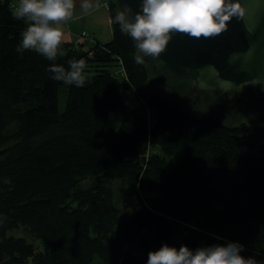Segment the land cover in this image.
<instances>
[{"label":"trees","instance_id":"16d2710c","mask_svg":"<svg viewBox=\"0 0 264 264\" xmlns=\"http://www.w3.org/2000/svg\"><path fill=\"white\" fill-rule=\"evenodd\" d=\"M13 3L0 0V264H147L165 243L229 241L264 264V125L200 118L149 91L116 0L110 42L61 44L54 61L18 51L28 23ZM72 59L85 61L82 86L48 71ZM22 227L33 241L10 234Z\"/></svg>","mask_w":264,"mask_h":264},{"label":"clouds","instance_id":"9594fccd","mask_svg":"<svg viewBox=\"0 0 264 264\" xmlns=\"http://www.w3.org/2000/svg\"><path fill=\"white\" fill-rule=\"evenodd\" d=\"M89 0H83L81 8H92ZM75 0H19L13 9L17 20H25L28 26L21 33L18 51L35 50L54 61L63 40L59 25L72 17ZM250 10L245 0H141L139 11L124 4L115 15L120 30L135 41V62L143 64L145 57L159 58L165 52L173 35L185 34L193 38H214L227 31L234 18L246 21ZM247 31L252 29L245 24ZM252 49H249V55ZM69 69L52 64L48 71L52 79L66 84L82 86L85 61L69 60ZM243 245L229 241L191 249L165 243L159 250L148 253L147 264H255L251 257H244Z\"/></svg>","mask_w":264,"mask_h":264},{"label":"water","instance_id":"95a60500","mask_svg":"<svg viewBox=\"0 0 264 264\" xmlns=\"http://www.w3.org/2000/svg\"><path fill=\"white\" fill-rule=\"evenodd\" d=\"M125 3L139 11L141 0H116L117 9L121 11ZM245 3L250 10L246 21L234 18L219 36L197 39L176 33L159 58H144L152 74L167 86L177 88L178 82L189 81L185 93L192 109H197L195 106L201 101L215 103L231 92L238 105L246 94L257 104L264 102L258 98V94L264 95V0ZM189 95L194 96L193 100L188 99Z\"/></svg>","mask_w":264,"mask_h":264},{"label":"rangeland","instance_id":"374dc122","mask_svg":"<svg viewBox=\"0 0 264 264\" xmlns=\"http://www.w3.org/2000/svg\"><path fill=\"white\" fill-rule=\"evenodd\" d=\"M82 38L86 40L87 37L84 34ZM91 44L93 43L91 42ZM147 67L149 70L147 89L151 92L156 90L157 91L161 90L164 95L173 96L177 99L182 100L186 104L187 109L197 117L212 118L214 120L219 121L222 124L229 126H236L241 124L264 125V112L262 111V108H264V102H259L257 104V100L250 99L249 94L243 96V100H240L241 102L240 105L237 104L236 100L234 99L235 95L234 93L231 92L228 96L226 94L220 100L215 101V103L210 102L208 104L205 101H201L200 104H196L195 107L197 109H192L191 108L192 104L191 102L188 103V101L186 100V93H185L186 89L189 88V82L187 81L179 82L177 88L175 85L167 86L165 81H162L158 76L155 77L152 74L149 64L147 65ZM86 74H90V73L85 71L84 75ZM60 94H61L60 108L63 109L65 106L66 97L64 96L63 91H61ZM122 97L126 102L130 103L131 105L133 106L138 105L139 99L136 96V94L125 91ZM193 98H194L193 95H189L188 97L190 101L193 100ZM258 98L260 100H263L264 95L258 94ZM90 182H91V178L84 180L80 184V186H85ZM114 187L116 193L120 195L121 194L120 183L116 182ZM10 234L15 236H24L29 241H33L32 234L23 227L10 232ZM32 262L33 261H31L30 264H32Z\"/></svg>","mask_w":264,"mask_h":264},{"label":"crops","instance_id":"0c3cea01","mask_svg":"<svg viewBox=\"0 0 264 264\" xmlns=\"http://www.w3.org/2000/svg\"><path fill=\"white\" fill-rule=\"evenodd\" d=\"M82 2L83 0H75L72 17L57 25L64 33L61 44L89 43V40L82 38L87 33L97 42H110L113 39V21L107 0H89L93 7L87 11L81 8Z\"/></svg>","mask_w":264,"mask_h":264},{"label":"built area","instance_id":"2783aa9c","mask_svg":"<svg viewBox=\"0 0 264 264\" xmlns=\"http://www.w3.org/2000/svg\"><path fill=\"white\" fill-rule=\"evenodd\" d=\"M18 4H19V3H13V4H12V8H15L16 6H18ZM85 35H86V37H87V38H86L87 40H89V41H91V42H95V39L91 36V34L87 33V34H85Z\"/></svg>","mask_w":264,"mask_h":264},{"label":"flooded vegetation","instance_id":"af4514ba","mask_svg":"<svg viewBox=\"0 0 264 264\" xmlns=\"http://www.w3.org/2000/svg\"><path fill=\"white\" fill-rule=\"evenodd\" d=\"M182 81H183V80H182ZM182 81H180V82H182ZM186 81H187V80H186ZM178 83H179V82H178ZM178 83H177V84H178ZM201 96H202V95H201ZM201 96H200V97H201Z\"/></svg>","mask_w":264,"mask_h":264}]
</instances>
